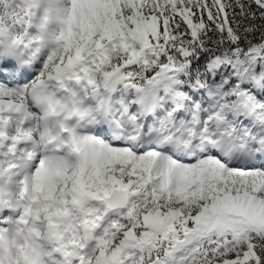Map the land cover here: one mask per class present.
<instances>
[{
	"label": "snow or ice",
	"instance_id": "6c2138e0",
	"mask_svg": "<svg viewBox=\"0 0 264 264\" xmlns=\"http://www.w3.org/2000/svg\"><path fill=\"white\" fill-rule=\"evenodd\" d=\"M0 264H264V0H0Z\"/></svg>",
	"mask_w": 264,
	"mask_h": 264
}]
</instances>
